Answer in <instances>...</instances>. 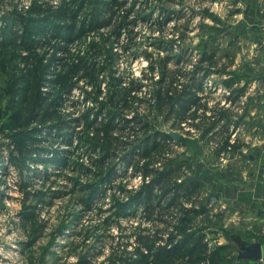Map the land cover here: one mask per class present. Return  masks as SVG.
<instances>
[{
  "label": "rangeland",
  "instance_id": "1",
  "mask_svg": "<svg viewBox=\"0 0 264 264\" xmlns=\"http://www.w3.org/2000/svg\"><path fill=\"white\" fill-rule=\"evenodd\" d=\"M113 1L0 0V264H165L190 249L200 250L199 264H263L239 256L264 241V217L245 218L237 197L239 187L264 189V48L253 46L260 26L240 18L238 0H115L121 5L102 13ZM35 2L42 16L31 13ZM210 53L213 62L199 63ZM165 56L180 83L190 80L182 73L208 68L197 91L205 115L226 112L235 125L205 135L202 110L197 128H180L153 107ZM131 81L140 90L119 97ZM136 114L149 135L179 139L147 160L137 151L143 125L112 131L115 144L98 135ZM172 169L177 184L199 185L191 203L178 201L191 211L185 225L176 207L163 216L143 207L149 187L165 198L152 175ZM211 194L218 199L208 203Z\"/></svg>",
  "mask_w": 264,
  "mask_h": 264
},
{
  "label": "trees",
  "instance_id": "2",
  "mask_svg": "<svg viewBox=\"0 0 264 264\" xmlns=\"http://www.w3.org/2000/svg\"><path fill=\"white\" fill-rule=\"evenodd\" d=\"M114 1H113L112 5L110 7H108L106 10L104 9L102 11V13H107L108 11H111L114 6L117 7V6L121 5V4H119L118 1H115V2ZM32 8L33 9L31 11V13L38 14L39 16H42L41 13L44 12L42 4L35 2V5ZM127 15H129V14H127ZM59 16L61 17V16H66V15H65L64 11H62ZM123 17H125V16H123ZM39 19H40V21L44 20V18H42V17H39ZM121 21L125 22L124 20H121ZM103 22H105L106 24H109L110 21L108 19H105ZM105 23H99L98 25L105 24ZM124 28H125V26L123 25V23H118L117 25L114 26L113 30H114V32L118 38H119V36H121V31ZM2 44L5 45V41ZM214 57H215V54H213V53L207 54L206 56H204L203 58H201L199 60V63L207 62V61L213 62ZM169 61H171V60L168 56L163 57V59L161 60V62H162L161 63V65H162L161 66L162 77L159 80V82L157 81L156 86L152 90V96L153 97L151 96V99L154 102L152 104L153 107L158 109V111L161 114L163 113L164 116H166L167 120L174 119L176 121V124L173 126H178L180 128H182L183 123L190 124V126L197 128L198 125H196L194 123V120H196L199 116H197V113L195 110H197V109L202 110L203 114H202L201 118L203 120L202 126H203V130H204L205 135H209V134L213 133L215 130H217L219 124H221V127L219 128L220 130H223L224 128H228L229 125H235V122L232 121L230 118L231 116L229 114H227L226 112H222V111L214 112V110H213V113H212L213 115L211 118L209 116L207 117L205 115V113L209 110V108L207 107L206 104L200 103L201 97L197 96V91H199L201 88V86H200L201 80L208 76L206 74V72H208V68L206 69V67H203L201 65H197L195 67V72L193 71L191 73H182L184 76L189 77L190 80H189V82L180 83V81H178L179 79H177V77L175 76V73L172 70H169L167 68ZM80 63H83V62L81 61ZM212 64H214V63H212ZM72 66H74V67L78 66V63H76L75 65H72ZM155 67H156V65L154 64V62H152L149 66V68L153 71L155 70ZM75 71H76V69L69 71V73L72 74ZM94 71L95 70L93 69L91 71V73L94 74ZM202 74H204V75H202ZM200 75H202V77H200ZM60 80H62V79H60ZM139 90H140V86H136L134 81H131L130 83H128L127 88L121 89L122 92L120 90H118L117 94L119 95V97L128 99L129 96H131L132 92H136ZM132 98L138 99L137 97H134L133 95H132ZM227 100L232 102L231 101L232 97L227 98ZM191 109H193L194 111L190 112ZM138 116H139V114H136V116H133L132 120H129V122H126L127 121L126 119H124L123 122L118 123V124L113 123V121L108 122L105 125H102L99 128H97L98 135H100V132H104V137L106 139H108L110 142H112L113 144H115V142H117V139L114 137H110L112 131L118 130V131L122 132L127 127H129L128 125H130L131 123H133L134 125L136 124V126L143 125V127H142L143 129L142 128L141 129L144 132H146L147 137L141 141L142 147L139 148V150H137V151H140L141 154H139V155L142 158L145 157L147 160H151L153 158L152 155L160 152L162 150L161 147L164 144L171 142L172 138L168 133H163V132H155L153 135H149L150 128ZM121 124H124V125L121 126ZM120 143L124 144L123 142H120ZM19 151L26 158H30V154L26 151V148H22ZM106 154H107L106 156H108L109 151L106 152ZM104 160L105 159H103L101 163H103ZM158 162H160V161H158ZM17 165H18V162H14V166H17ZM149 166H151V163H149L147 161L146 163H144V165L142 167L146 174H149V172H151L148 169ZM174 173H175V169H172V170H169L168 172H165V173H159L160 175L158 174L155 178H154V175H152L153 178H152L151 182L155 185V187H161V186L163 187V191H162L163 195L162 196H163V198L165 196V198L162 200V202H159L158 198L160 197V195H159V197H155V195L151 191L152 188L149 187L148 190L146 189V192L151 196L148 197V199H146V201L143 202V204H144L143 207L145 208L146 212H148L150 214L160 213V214H162V216L167 215V213H166L167 209H169L171 207H176L180 211L181 215H183V217L182 216L180 218L177 217L176 221L178 220V223L185 225L187 222H190V220L186 219L185 217L191 211L186 209V207H184L182 205V203L179 204L178 201L181 199H184L185 201L191 203L192 197L196 193V191L198 190L199 185L196 184L192 187H186L182 183L177 184L176 183V176L174 175ZM163 203H165V205H167V206L165 207L163 205ZM185 232H186V230L183 233L185 234ZM150 239L145 240L146 241L145 244L148 247L152 246V244H153L152 238H150ZM199 256H200V250L198 252H195V251H193V249H190V252H188V253H184L182 255L175 254L169 259L166 258L164 261H165V264H173V262H176V261L183 263V259L185 260V258H186L189 261L188 264H199V261H200ZM130 264H151V263H149V260H147V259H139V260H133Z\"/></svg>",
  "mask_w": 264,
  "mask_h": 264
},
{
  "label": "crops",
  "instance_id": "3",
  "mask_svg": "<svg viewBox=\"0 0 264 264\" xmlns=\"http://www.w3.org/2000/svg\"><path fill=\"white\" fill-rule=\"evenodd\" d=\"M239 5L241 6V12H240V18L244 19V20H250V21H255L254 24L260 26V32L261 35H259L258 37L256 36L254 41H253V46L255 45H259L262 46V41L264 39V33L262 30V27L264 25V0H238ZM262 20V21H260ZM246 28V31H248ZM249 35V34H248ZM251 40V37H248ZM262 49V48H261ZM264 187V183L261 184V188ZM256 188V186H255ZM244 190H240L239 187V191L238 194V205H239V209L241 210V214H243V216H245V218L248 217H257L255 215H260V218L264 217V189L263 190H259V196L252 190H246V188H243ZM223 191V196L224 198L227 197L228 193L230 195V192L232 194V191L229 189H227V187L222 189ZM257 196V197H256ZM243 197V199H242ZM256 198H259L258 201H256ZM222 202H224V200H222ZM249 220V219H248ZM246 232L248 230H250V227H242ZM249 235V234H248ZM247 236V234H246ZM259 239H261L262 237L264 238V233L262 235H258ZM259 241V242H258ZM252 240L249 245H253L254 243H259L262 246V258L260 259V262H264V241L261 242L260 240ZM264 264V263H263Z\"/></svg>",
  "mask_w": 264,
  "mask_h": 264
},
{
  "label": "water",
  "instance_id": "4",
  "mask_svg": "<svg viewBox=\"0 0 264 264\" xmlns=\"http://www.w3.org/2000/svg\"><path fill=\"white\" fill-rule=\"evenodd\" d=\"M169 135L175 140H178L180 137V134L176 132H171L169 133ZM217 199H218L217 194H211L208 198V203H212ZM239 256L244 257L246 259H254V260L261 259L262 258V246L259 243H254L253 245L242 246Z\"/></svg>",
  "mask_w": 264,
  "mask_h": 264
},
{
  "label": "built area",
  "instance_id": "5",
  "mask_svg": "<svg viewBox=\"0 0 264 264\" xmlns=\"http://www.w3.org/2000/svg\"><path fill=\"white\" fill-rule=\"evenodd\" d=\"M262 30H263V33H264V25L262 27ZM257 47V50L260 49V48H264V39L262 41V46H259V45H255Z\"/></svg>",
  "mask_w": 264,
  "mask_h": 264
}]
</instances>
